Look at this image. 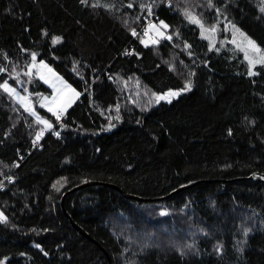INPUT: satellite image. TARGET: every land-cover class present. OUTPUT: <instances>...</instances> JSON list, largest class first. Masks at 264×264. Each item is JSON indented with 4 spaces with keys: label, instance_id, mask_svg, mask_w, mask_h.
<instances>
[{
    "label": "trees",
    "instance_id": "1",
    "mask_svg": "<svg viewBox=\"0 0 264 264\" xmlns=\"http://www.w3.org/2000/svg\"><path fill=\"white\" fill-rule=\"evenodd\" d=\"M257 2L0 0V65L30 53L81 92L59 119L27 83L29 112L0 70V263L264 264V63L185 17L264 49ZM152 14L170 37L146 45Z\"/></svg>",
    "mask_w": 264,
    "mask_h": 264
},
{
    "label": "rangeland",
    "instance_id": "2",
    "mask_svg": "<svg viewBox=\"0 0 264 264\" xmlns=\"http://www.w3.org/2000/svg\"><path fill=\"white\" fill-rule=\"evenodd\" d=\"M257 1L259 9L264 12V0ZM192 11L194 12V10ZM193 12H186V19L200 27L202 37L206 38L210 44L215 43L217 39H221L219 46H226L225 43H228V46H232V49H239L250 68L257 63H264V49L237 23L227 19L224 22L223 30L218 32L215 27H209L202 23L207 17L201 22ZM203 14L206 15V13ZM167 29L168 25L163 20L148 22L145 25V34L142 36L143 43L150 45L163 38H169ZM30 56V53L22 52L16 58L7 59L5 65H0V70L5 72L9 78H14L18 84L15 85L5 80L1 82V88L23 108L31 112L36 110L31 100H29L26 84L29 83L35 87L43 84L45 89L32 91V94L40 99V105L52 116H55L58 110L65 113L80 97L81 92L44 61H37L35 57L29 60ZM29 68L33 70L31 73L28 72ZM89 87L87 86L85 91ZM176 95V93H173L172 96L175 97ZM165 98L168 97L165 96ZM37 120L42 124V127L36 136V140L42 138L47 130L53 127L45 117L37 116Z\"/></svg>",
    "mask_w": 264,
    "mask_h": 264
},
{
    "label": "water",
    "instance_id": "3",
    "mask_svg": "<svg viewBox=\"0 0 264 264\" xmlns=\"http://www.w3.org/2000/svg\"><path fill=\"white\" fill-rule=\"evenodd\" d=\"M33 70L32 69H28V72L31 73ZM249 179H252L254 181H260V182H263L264 183V174L262 173H258V172H253L251 173L249 176H248ZM91 183H96L94 181H88V182H83L77 186H74L72 187L71 189H68V192L74 190V189H78V188H81V187H84L85 185H88V184H91ZM196 183V181H193V182H190V183H187V184H184V185H181L179 187H177L176 189L172 190L170 193L164 195V196H161V197H158V198H146V197H140V196H136V195H130V194H127L125 193L124 191H121L123 195L127 196V197H130V198H135V199H138V200H157V199H164L168 196H170L171 194H174L176 192H179L189 186H191L192 184ZM114 187H116L114 185ZM118 188V187H116ZM119 190H121L120 188H118ZM64 196L65 194L62 195V205H63V199H64ZM75 227L78 228V230L83 233L87 238L91 239L90 236L88 235V233H86L83 229H81L80 227H78L77 225H74ZM107 255V254H106ZM108 256V255H107Z\"/></svg>",
    "mask_w": 264,
    "mask_h": 264
},
{
    "label": "built area",
    "instance_id": "4",
    "mask_svg": "<svg viewBox=\"0 0 264 264\" xmlns=\"http://www.w3.org/2000/svg\"><path fill=\"white\" fill-rule=\"evenodd\" d=\"M155 17H156L155 14H152L150 17H148L147 20H146V23H145L140 29H137V30L135 31V36L138 35V34H140V33H144V32H145V25H146L148 22L153 21ZM123 54H125V55H132V54H135L137 57L140 56L139 52H137L136 49L134 48V45H130L128 48H126V49L123 51ZM64 114H65V113H64L63 111H61V110H58V111H57V116H58L59 119L63 118ZM37 144H38V143H37ZM37 144H36V145H37ZM6 181H9V182L13 181V176H11V175L6 176V178H5V179L2 181V183L0 184V187H2Z\"/></svg>",
    "mask_w": 264,
    "mask_h": 264
}]
</instances>
